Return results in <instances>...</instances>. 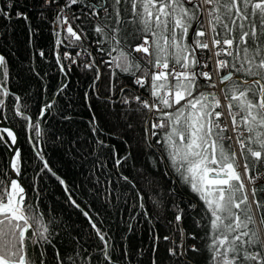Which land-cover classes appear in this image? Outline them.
I'll return each instance as SVG.
<instances>
[{
	"label": "snow or ice",
	"instance_id": "obj_1",
	"mask_svg": "<svg viewBox=\"0 0 264 264\" xmlns=\"http://www.w3.org/2000/svg\"><path fill=\"white\" fill-rule=\"evenodd\" d=\"M45 6L47 11L55 9L51 23L67 33L61 39L55 31L54 45L69 49L81 47L85 34L73 22L81 17L99 19L103 13L102 22L94 27L99 58L89 52L91 58L82 65L92 72V93L102 99L94 107L88 103L92 93H84L91 116L88 126L96 149L107 150L118 178L135 189L146 221H151L152 213L143 191L122 170L129 160L144 156L154 168L162 165L161 174L171 179L166 194L149 199L171 216L166 225L170 234L162 239L169 245L166 251L172 264H200L201 258L205 264H264V231L256 226L257 215L264 224V0H42L40 7ZM8 7L18 5L9 0ZM74 7L81 9L80 15L72 13ZM4 17L12 18L0 8V18ZM15 17L29 20L23 10H17ZM29 34L35 35L31 27ZM87 51L56 54L59 71L70 76ZM105 69L108 91L100 96L97 82ZM119 74H126L129 83H117ZM10 75L8 62L0 55V120L7 119L5 101L12 97L14 116L26 121L39 137L40 117L53 105L45 103L39 117H30L23 98L9 88ZM109 105L120 110L118 125H113V130L124 129L116 133L118 143L106 142L97 115L99 108ZM137 117L143 121V137L133 145ZM0 143L11 153L9 171L0 173V264H77V257L85 264L92 260L117 264L110 250L112 237L98 226L92 206L81 207L73 189L33 145L43 161L41 171L51 173L64 187L67 202L79 210L99 240L98 257L86 249H74L71 256L61 254L43 213L28 203L26 189L17 179L22 175L18 134L0 126ZM136 171L147 179V169ZM132 228L130 224L129 231ZM150 232L151 252L156 253L161 237L155 230ZM29 243L33 258L28 255ZM128 255L124 249L120 264ZM152 264H157L155 258Z\"/></svg>",
	"mask_w": 264,
	"mask_h": 264
},
{
	"label": "trees",
	"instance_id": "obj_2",
	"mask_svg": "<svg viewBox=\"0 0 264 264\" xmlns=\"http://www.w3.org/2000/svg\"><path fill=\"white\" fill-rule=\"evenodd\" d=\"M11 3L18 5V8H9V0H0V8L11 13L12 17L11 19L0 18V54L4 55L8 62L11 74L9 88L11 92L23 98L22 103L28 105V115L33 119L40 116L39 110L45 103L53 105L43 117H40L41 135L37 137L35 131L26 126V121L14 116L13 98L8 97L5 101L7 107L3 111L7 119L3 121L13 126L20 136L22 155L20 179L26 189V200L36 212L43 213V222L54 233L53 242L62 255L71 256L74 254V249L80 252L86 249L92 256L98 257L96 250L99 245L98 238L79 210L67 202L64 187L51 173L46 170L41 171L43 161L36 154V149L33 147L36 145L53 171L66 181L69 188L73 189L81 207L87 210L89 204L92 206L91 214L97 220L98 226L112 237L110 250L113 257L117 259V264L123 260L124 249H127L129 253L124 264H152L153 258L156 259L157 264H172V259L166 251L169 245L162 239L164 235L170 234L166 225L171 216L167 210L161 211L155 207L149 199L150 196L159 199L162 193L166 194L168 188L172 186L171 179L161 174L162 165L154 168L144 156L129 160L122 170L124 175L135 179L137 186L143 191L146 208L152 213L151 221H146L140 213L135 189L131 184H125L118 178L112 167L113 161L108 159L107 150L96 149L88 126L91 116L84 99L85 92L92 93L90 87L92 72L74 65L71 75L66 77L56 65V54L63 51H70L75 55V51L87 49L88 51L84 54L87 55L90 52L92 56H95L91 52L92 47L96 52L98 47L93 46L97 40L94 27L102 22L103 13L99 19L90 17L85 20L81 17L73 22L74 27L81 25L85 29V34L81 47L69 49L64 45L58 47L54 45L57 38L55 31L60 32L61 39L67 35L63 26H54L51 23L55 9L47 11V6L41 8L42 0H11ZM17 10L25 11L29 20L26 22L23 19H17L15 17ZM41 12L44 13L43 17L40 15ZM72 13L80 15L81 9L74 7ZM29 27L34 30L35 35L30 36ZM105 47L108 45L105 44ZM40 52L46 55L41 57ZM97 54L99 55L98 52ZM98 55L97 58H99ZM90 58L87 55V59ZM104 58L108 59L107 56ZM112 71L119 73V70L115 68ZM104 72L102 80L97 82L100 96L107 95L108 91V70L105 69ZM119 76L117 83H129L126 74H119ZM65 84L67 87L61 91ZM88 103L95 107L102 103V99L92 93V100ZM119 112L118 107L111 105L107 108L101 107L97 111L101 127L105 131L104 138L109 144L118 143L119 137L116 133L124 130L121 126H116L113 130V125H118ZM64 117H70V119H64ZM135 122L138 127L131 133L134 138L133 145L136 139L143 137L142 119L137 117ZM4 135L10 145V138H7L6 133ZM30 138L32 143L29 142ZM9 153L8 147L0 143V173L8 172ZM136 169L142 171L147 169L145 172L147 179L138 176ZM168 207L170 208V205ZM95 213L99 214L98 218ZM134 216L138 218L131 219ZM256 221V226L264 231V224H260L259 215ZM130 224L133 226L132 231H129ZM185 227L190 228L191 222L186 221ZM150 229L155 230L161 237L156 253L151 252L154 241ZM81 245L83 248L80 247ZM27 251L29 257L33 258L35 253L30 243ZM46 259L50 260L51 256H47ZM76 259L77 264H85L82 257ZM91 264H98V261L92 260ZM200 264H205L204 258H201Z\"/></svg>",
	"mask_w": 264,
	"mask_h": 264
},
{
	"label": "built area",
	"instance_id": "obj_3",
	"mask_svg": "<svg viewBox=\"0 0 264 264\" xmlns=\"http://www.w3.org/2000/svg\"><path fill=\"white\" fill-rule=\"evenodd\" d=\"M55 26V25H54ZM97 44L96 43H94L93 44V46H96ZM91 52L92 53H94V55L97 57V52H96V50L92 47L91 48ZM97 54V55H96ZM88 55V54H87ZM87 55L86 54H83L80 58H78V66H80V67H82V65H83V63L85 62V60H87ZM99 56V55H98ZM221 59H223L224 57H220ZM227 110L225 109V112H226ZM229 124H230V120H229Z\"/></svg>",
	"mask_w": 264,
	"mask_h": 264
},
{
	"label": "water",
	"instance_id": "obj_4",
	"mask_svg": "<svg viewBox=\"0 0 264 264\" xmlns=\"http://www.w3.org/2000/svg\"><path fill=\"white\" fill-rule=\"evenodd\" d=\"M0 55H1V54H0ZM0 126H3V127H9V128H11L16 134H18V131H17L13 126H11L10 124L4 122L3 120H0ZM10 142H11V140H10ZM18 143H19V147H20V136H19V134H18ZM10 155H11V153H9V156H8V162H9V157H10ZM8 171H9V169H8ZM17 179L21 181L20 177H17ZM21 182H22V181H21ZM22 186H24L23 183H22Z\"/></svg>",
	"mask_w": 264,
	"mask_h": 264
}]
</instances>
